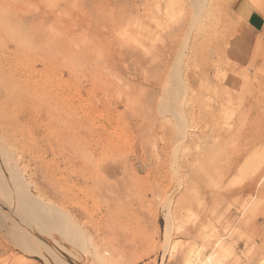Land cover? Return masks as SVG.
<instances>
[{
  "label": "rangeland",
  "instance_id": "rangeland-1",
  "mask_svg": "<svg viewBox=\"0 0 264 264\" xmlns=\"http://www.w3.org/2000/svg\"><path fill=\"white\" fill-rule=\"evenodd\" d=\"M253 10L264 0H0V264H184L190 249L264 264Z\"/></svg>",
  "mask_w": 264,
  "mask_h": 264
},
{
  "label": "bare ground",
  "instance_id": "bare-ground-1",
  "mask_svg": "<svg viewBox=\"0 0 264 264\" xmlns=\"http://www.w3.org/2000/svg\"><path fill=\"white\" fill-rule=\"evenodd\" d=\"M42 17V16H41ZM25 17H23V19H24ZM32 18H33V16H32ZM21 20V19H20ZM187 136V134H185L184 136H183V138L184 137H186ZM182 138V139H183ZM188 146V145H187ZM4 172V171H3ZM8 173V172H7ZM1 174H3V173H1ZM4 175V174H3ZM1 176V175H0ZM6 180H7V178H6ZM5 182V181H4ZM7 182H8V180H7ZM1 184H3V183H1ZM6 185H7V183H5ZM9 184V183H8ZM4 185V184H3ZM11 185V184H10ZM10 185H8V186H10ZM6 188V187H5ZM12 188V187H11ZM13 188H14V186H13ZM13 189H11V191H12ZM111 191V190H110ZM159 191V190H158ZM109 192V191H108ZM201 192V191H200ZM199 192V193H200ZM115 193V192H114ZM6 194V193H5ZM12 194V193H11ZM14 194V193H13ZM205 194V193H204ZM203 194V195H204ZM155 195H156V193H155ZM203 195H202V198H203ZM197 196H198V194H197ZM200 197H201V195H200ZM10 198H12V196L10 197ZM14 198V197H13ZM15 199V198H14ZM13 199V200H14ZM17 200V199H16ZM185 199L184 198H179V199H177V200H175V203H174V205L172 206V208H171V212L170 213H172L173 214V216L174 217H176V218H178L179 217V214H180V212H181V210H184L183 208H185V210H186V214H185V216L183 215V218L185 217V219H187V221H188V217L187 216H190L192 213H193V210H191L189 207H185V201H184ZM198 200V199H197ZM33 202V201H32ZM200 203H201V201H200ZM202 204V203H201ZM27 205V204H26ZM198 205V204H197ZM199 206V205H198ZM201 206V205H200ZM199 206V207H200ZM24 207V206H23ZM22 207V208H23ZM31 207V206H30ZM29 208V207H28ZM114 208V207H113ZM116 209V208H115ZM28 210V209H27ZM22 212V211H21ZM30 212V211H29ZM114 212H116V211H114ZM113 212V213H114ZM28 213V212H27ZM83 213V212H82ZM82 213H81V216H82ZM29 214V213H28ZM115 214H117V212L115 213ZM114 214V215H115ZM33 215V214H32ZM58 215V214H57ZM84 215H85V213H84ZM83 215V216H84ZM111 215H113V214H111ZM108 217V219H109V216L108 215H105V217ZM118 216H119V214H118ZM37 217H39L38 215H36V218ZM115 217V216H114ZM114 217H112L113 219H114ZM40 218V217H39ZM47 218V217H46ZM116 218V217H115ZM117 219V218H116ZM179 219V218H178ZM41 220V219H40ZM70 220V219H69ZM71 221V220H70ZM109 221V220H108ZM117 221V220H116ZM182 221V220H181ZM61 222V221H60ZM112 222H115V221H112ZM118 222H120V221H118ZM50 223H52V222H50ZM55 223V222H54ZM111 222H109V224H110ZM16 224V223H15ZM63 224V223H62ZM114 224V223H113ZM117 224L118 223H115V225H116V227H113L114 229H112V230H110L111 232L112 231H117L118 229H115V228H119V226L117 227ZM184 224V223H183ZM60 225V224H59ZM111 225V224H110ZM110 225H109V228L111 229V227H110ZM62 226V225H61ZM63 226H65V224H63ZM108 226V225H107ZM112 226V225H111ZM122 226V225H121ZM58 227V226H57ZM60 227V226H59ZM59 227H58V229H59ZM69 227V226H68ZM124 227V226H123ZM70 228V227H69ZM76 229H78V227L76 228ZM106 229V228H105ZM27 230V229H26ZM61 230V229H60ZM108 230V229H107ZM106 230V231H107ZM121 229L119 228V231H120ZM123 230H125V229H123ZM128 230V229H127ZM54 231V230H53ZM69 231V230H68ZM105 231V230H104ZM129 231V230H128ZM39 232V231H38ZM60 232H62V231H60ZM65 232V231H64ZM111 232H107V233H110V234H112L113 236L115 235H117V237H119L118 239H116L115 240V243H116V241H117V243L115 244L116 245V247L117 246H119V244H121V233H119V232H115V233H117V234H115L114 232L113 233H111ZM23 233L24 234H27V233H25L24 231H23ZM70 233H71V236L73 237V235H74V233H76V232H74L73 230H71L70 231ZM106 233V232H105ZM106 233V234H107ZM122 233H123V231H122ZM126 233V232H125ZM104 234V233H103ZM105 234V235H106ZM19 235V234H18ZM105 235H103L104 237H105ZM108 235V234H107ZM123 235V237H124V234H122ZM57 236V235H56ZM126 236H127V234H126ZM32 237L33 238H35V240L34 239H32ZM69 237V236H68ZM71 237V238H72ZM103 237V238H104ZM107 237V236H106ZM63 238V237H62ZM98 238V237H97ZM100 238H102V236L100 237ZM112 238V237H111ZM115 238V237H114ZM20 239V238H19ZM24 239V238H23ZM56 239V238H55ZM74 240V239H73ZM72 240V241H73ZM99 240V239H98ZM105 239H103L102 241H104ZM108 241H109V239H107ZM123 240H124V238H123ZM23 241V240H22ZM39 243H38V242ZM113 241V240H112ZM24 244L26 245V248L29 250V248H30V252H33V254H34V256H39V255H41V253L39 254V253H36L37 251V247H39V245H40V240H39V238H37L36 236H34V235H32L31 237L29 236V239L28 240H24ZM107 241L105 240V242H102V244L103 243H106ZM111 242V241H110ZM109 242V243H110ZM42 243V242H41ZM3 244V243H2ZM45 244V243H44ZM59 244H62V243H59ZM108 244V243H107ZM111 244V248H112V242L110 243ZM0 245H1V243H0ZM21 245V244H20ZM109 245V244H108ZM108 245H106V246H108ZM1 246H3V245H1ZM27 246H29V247H27ZM64 246V245H63ZM105 246V247H106ZM47 246H45V248H46ZM101 247V246H100ZM114 247V246H113ZM115 247V248H116ZM172 247H173V245H172ZM99 248V247H98ZM102 248V247H101ZM114 248V249H115ZM5 249V248H4ZM7 249V248H6ZM100 249V248H99ZM103 249V248H102ZM23 250V249H22ZM42 250V249H41ZM104 250H106V249H104ZM112 250V249H111ZM118 250V249H117ZM5 251V250H4ZM7 251V250H6ZM45 251H46V249H45ZM103 251V250H102ZM29 252V251H28ZM105 252V251H104ZM113 252V251H112ZM117 252V251H116ZM72 253V252H71ZM100 253V252H99ZM118 253V252H117ZM48 254H49V256H50V261L51 262H53L54 264H62V262H61V259H59V258H57V256H55V254L54 253H52L50 250H48ZM102 255V254H101ZM11 256V255H10ZM9 256V257H10ZM197 256H198V253L197 252H195L194 251V249H190L189 251H188V253L186 254V256H185V258H184V264H201L200 262H199V260H198V258H197ZM42 258V257H41ZM209 258V257H208ZM11 259V257L9 258V260ZM43 259V258H42ZM46 260V259H45ZM68 260V259H67ZM78 260V259H77ZM210 260V259H209ZM11 261V260H10ZM13 261L15 262V263H13ZM63 262H65V261H63ZM100 262V261H99ZM22 263H24V258H23V256H21V255H19V257L17 256V257H15L13 260H12V264H22ZM25 264V263H24Z\"/></svg>",
  "mask_w": 264,
  "mask_h": 264
},
{
  "label": "crops",
  "instance_id": "crops-1",
  "mask_svg": "<svg viewBox=\"0 0 264 264\" xmlns=\"http://www.w3.org/2000/svg\"><path fill=\"white\" fill-rule=\"evenodd\" d=\"M246 25L252 32H259L264 29V18L257 11H250L246 15Z\"/></svg>",
  "mask_w": 264,
  "mask_h": 264
}]
</instances>
